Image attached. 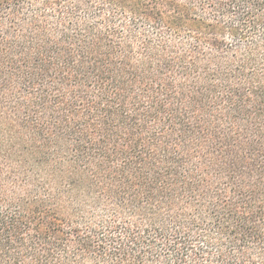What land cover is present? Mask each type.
Listing matches in <instances>:
<instances>
[{
	"label": "trees",
	"instance_id": "16d2710c",
	"mask_svg": "<svg viewBox=\"0 0 264 264\" xmlns=\"http://www.w3.org/2000/svg\"><path fill=\"white\" fill-rule=\"evenodd\" d=\"M0 264H264V0H0Z\"/></svg>",
	"mask_w": 264,
	"mask_h": 264
}]
</instances>
